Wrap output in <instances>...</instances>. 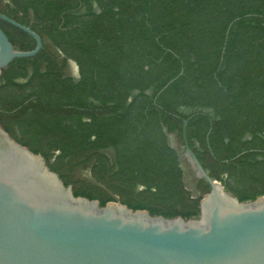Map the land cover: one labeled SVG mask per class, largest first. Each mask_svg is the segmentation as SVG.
Here are the masks:
<instances>
[{
	"label": "trees",
	"instance_id": "trees-1",
	"mask_svg": "<svg viewBox=\"0 0 264 264\" xmlns=\"http://www.w3.org/2000/svg\"><path fill=\"white\" fill-rule=\"evenodd\" d=\"M0 13L43 41L2 70L0 126L75 197L199 219L210 185L169 142L184 145L195 114L187 138L210 177L241 203L264 196V0H0Z\"/></svg>",
	"mask_w": 264,
	"mask_h": 264
},
{
	"label": "water",
	"instance_id": "water-1",
	"mask_svg": "<svg viewBox=\"0 0 264 264\" xmlns=\"http://www.w3.org/2000/svg\"><path fill=\"white\" fill-rule=\"evenodd\" d=\"M36 41L15 49L0 28V75L16 59L33 58L41 37L0 13ZM183 151L211 188L199 219H167L110 202L75 197L46 160L0 126V264H264V196L241 203L210 177L189 146ZM226 178V176H224Z\"/></svg>",
	"mask_w": 264,
	"mask_h": 264
},
{
	"label": "rangeland",
	"instance_id": "rangeland-1",
	"mask_svg": "<svg viewBox=\"0 0 264 264\" xmlns=\"http://www.w3.org/2000/svg\"><path fill=\"white\" fill-rule=\"evenodd\" d=\"M68 74L71 76H74L75 78L78 77V68H77V65L73 61H69ZM169 142H170L171 146L174 147L176 150H178L180 152V154L182 155L183 168L185 169L187 174L190 176V179L194 180V178L196 177V173L193 170V168H192L191 164L189 163V161L187 160V158L185 157V154L183 151V145L180 143V141L177 139V137L173 136V135L169 137ZM76 177L79 179L86 180V181L91 180V175H90L89 171H79L77 173Z\"/></svg>",
	"mask_w": 264,
	"mask_h": 264
}]
</instances>
